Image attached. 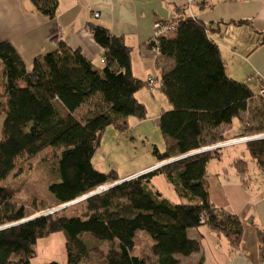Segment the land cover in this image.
I'll list each match as a JSON object with an SVG mask.
<instances>
[{"label": "trees", "instance_id": "trees-1", "mask_svg": "<svg viewBox=\"0 0 264 264\" xmlns=\"http://www.w3.org/2000/svg\"><path fill=\"white\" fill-rule=\"evenodd\" d=\"M31 2L54 20L57 0ZM174 24L172 34L149 43L173 62L162 73L158 88L170 109L157 121L173 145L165 153L153 150L158 162L226 140L219 132L234 119H239L244 133L252 131L243 115L250 113L254 99L264 103L248 84L227 76L219 48L202 21L187 18ZM88 29L104 51L101 72L63 42L27 70L13 46L0 42V182L14 172L19 159L31 160L48 149L58 152L55 181L47 187L55 206L119 181L115 171L101 173L92 165L100 137L109 126L125 130L128 117L143 121L147 114L135 98L146 84L131 73V49L102 26L92 24ZM84 107L87 110L81 112ZM260 137L264 135L249 139ZM246 148L264 174V139L249 141ZM218 158V150L195 153L88 197L78 216L50 214L0 229V264H33L37 240L55 233L64 237L67 264H179L178 257L200 251V240H191L188 231L202 226L223 235L237 251L243 222L217 212L209 200L206 165ZM234 167L239 176L247 171L244 160ZM159 175L174 187L181 202L172 203L153 188L151 180ZM15 195L13 189L0 186V228L28 218L24 206L13 203ZM32 209L42 210L36 203ZM257 240L264 263V231H257ZM104 244L107 252L100 248Z\"/></svg>", "mask_w": 264, "mask_h": 264}, {"label": "crops", "instance_id": "crops-1", "mask_svg": "<svg viewBox=\"0 0 264 264\" xmlns=\"http://www.w3.org/2000/svg\"><path fill=\"white\" fill-rule=\"evenodd\" d=\"M187 18H196L208 28L229 78L248 84L255 92L258 80L264 87V0H201L197 4H190L188 0H57L53 21L39 13L31 0H0V42L13 46L27 70L36 58L54 52L58 43L63 42L70 50H78L101 72L105 65L104 51L95 43L88 27L102 26L112 36L122 38L131 49V73L146 84L149 92L147 80L155 78L154 91L158 90L162 73L173 65L149 46L154 25L174 24ZM135 98L145 105L138 99V93ZM166 105L156 115V121L162 112L170 109L167 100ZM219 133L226 140L246 134L239 119H234ZM231 147L244 150L230 152L226 158L219 150V158L206 165V181L214 209L235 215L243 222L240 247L237 251L231 250L223 235L202 226L188 231L191 240H200V251L187 258L178 257L179 264H263L259 259L257 231H264V174L251 159L245 144ZM238 160L247 164L243 176L234 167ZM214 162L223 167L216 168L212 165ZM151 185L160 192L153 180Z\"/></svg>", "mask_w": 264, "mask_h": 264}, {"label": "rangeland", "instance_id": "rangeland-1", "mask_svg": "<svg viewBox=\"0 0 264 264\" xmlns=\"http://www.w3.org/2000/svg\"><path fill=\"white\" fill-rule=\"evenodd\" d=\"M149 92L145 86L137 92L138 99L145 103V105L141 104L145 106L147 111L146 118L143 121L128 117L125 120V130H118L113 126H109L103 132L99 140V146L91 161L95 170L101 173L115 171L119 180H122L142 174L146 169L150 170L152 168L151 171H153L156 166L164 162L156 160L153 150L156 148L159 153H165L168 150V140L161 134L155 118L163 109L162 107L167 106L166 98L158 90L154 91L153 94ZM260 98L264 100L262 97ZM86 110L87 108L84 107L81 112ZM262 116H264V103L254 99L250 104V113L247 112L243 115V120L249 124L248 129L252 130L246 132L245 136L250 138L264 134V131L257 132V129L264 130V117ZM2 123L3 116L0 117V139L2 138ZM246 143L242 142L239 144L246 145ZM229 147L218 151L226 158L230 152L244 150L243 147ZM207 152L212 153L213 151ZM57 155L58 152L48 149L31 160H26L23 157L18 160L14 172L6 180L0 182V186L16 191L13 203L18 207L24 206L27 214H29L28 217L46 212H48L47 215L78 216L84 212V201L53 211L60 206L54 205L52 197L48 194L47 187L55 181L54 169ZM175 157L177 156L172 158ZM247 160L253 164L248 155ZM212 165H215L216 168L217 166L218 168L223 167L219 162H214ZM226 168L230 170V167ZM152 180L155 188L161 192L163 197L169 198L174 203H179L176 191L173 190L171 184L163 176H155ZM33 203H36L39 209L42 210L34 211L32 209ZM51 210L52 212H49ZM64 244L65 240L61 233H55L47 238L37 240L35 245L36 257L31 262L33 264L50 262L67 264ZM100 248L103 252H107L108 245L104 244Z\"/></svg>", "mask_w": 264, "mask_h": 264}, {"label": "built area", "instance_id": "built-area-1", "mask_svg": "<svg viewBox=\"0 0 264 264\" xmlns=\"http://www.w3.org/2000/svg\"><path fill=\"white\" fill-rule=\"evenodd\" d=\"M188 1H189L190 4H197L201 0H188ZM233 1L237 2V1H240V0H233ZM97 16L98 15L95 14V17H97ZM175 28H176L175 27V24H173V23H156L154 25V28H153V36L150 39L149 43L155 41L156 39H158L161 36H167V35L172 34L175 31ZM249 80L250 79H248V81ZM156 81L157 80L155 78H149L147 80V82H146L147 85L149 86V91L151 93H153L154 90H155V83H156ZM257 94H258V96H260V97H262L264 99V87L259 84V80H258ZM261 135H264V134H261ZM248 138L249 137H247V136H241V137L232 138V139H228V140H224V141H219V142H217L215 144H212L210 146L201 148L200 150H198L196 152H193L192 154L207 152V151H210V150L211 151L220 150V149H223V148H226V147H229V146H233V145H236V144H239V143H242V142H249L250 139H248ZM150 171H151V169L150 170H147V171H144L143 174L148 173ZM99 188H97L95 190H99ZM100 193H102V192H99L98 194H100ZM87 195L82 196L80 198H77L74 201H72L70 203H67V204H64V205H61V206H65L66 207V206L71 205V204H74L76 202L84 201L85 199H87L86 198ZM203 221H204V217H201V222H203Z\"/></svg>", "mask_w": 264, "mask_h": 264}, {"label": "water", "instance_id": "water-1", "mask_svg": "<svg viewBox=\"0 0 264 264\" xmlns=\"http://www.w3.org/2000/svg\"><path fill=\"white\" fill-rule=\"evenodd\" d=\"M260 139H264V137H260V138H251L249 141H255V140H260ZM190 155H192V153H191V154H188V155H186V156H190ZM186 156H181V157L179 156V157H175V158H172V159H170V160L164 161L162 164L156 166V168H160V167L163 166V165H166V164H168V163H171V162L177 161V160L182 159V158H184V157H186ZM156 168H154V170H155ZM140 175H143V173H142V174H139V175H137V176H135V177H138V176H140ZM135 177H131V178H127V179H122V180H119V181L114 182V183H108V184L104 185V187L102 186L103 188H99V190H95V191L89 193V194L86 196V198L91 197V196H93V195H97L99 192L106 191V190H108L109 188H111V187H113V186H115V185H118V184L123 183V182H125V181H128V180H130V179H133V178H135ZM63 207H65V206H60V207L56 208V209L53 210V211H56V210H58V209H60V208H63ZM49 212H52V210L49 211ZM47 214H48V212H46V213H39V214L33 215V216H31V217H28V218H26L25 220H22L21 222H18V223H16V224H11V225L4 226V227H1L0 229H4V228H7V227H10V226H13V225H17V224H20V223H23V222H27V221H30V220H32V219H35V218H38V217L45 216V215H47Z\"/></svg>", "mask_w": 264, "mask_h": 264}]
</instances>
